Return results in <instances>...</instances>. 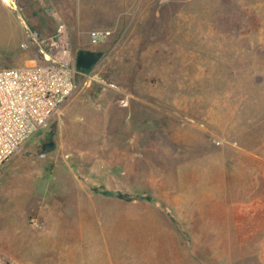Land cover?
<instances>
[{"label": "rangeland", "instance_id": "1", "mask_svg": "<svg viewBox=\"0 0 264 264\" xmlns=\"http://www.w3.org/2000/svg\"><path fill=\"white\" fill-rule=\"evenodd\" d=\"M13 2L0 68L52 49L49 9L74 58L102 57L0 169V264L103 263L139 200L168 213L177 264H264V0Z\"/></svg>", "mask_w": 264, "mask_h": 264}, {"label": "built area", "instance_id": "2", "mask_svg": "<svg viewBox=\"0 0 264 264\" xmlns=\"http://www.w3.org/2000/svg\"><path fill=\"white\" fill-rule=\"evenodd\" d=\"M59 21L50 51L40 47V61L22 67L0 68V169L57 115L76 90V59L70 53L68 31ZM107 29L88 33L92 46L104 43ZM37 43V36L34 39Z\"/></svg>", "mask_w": 264, "mask_h": 264}, {"label": "crops", "instance_id": "3", "mask_svg": "<svg viewBox=\"0 0 264 264\" xmlns=\"http://www.w3.org/2000/svg\"><path fill=\"white\" fill-rule=\"evenodd\" d=\"M3 1L6 2V0ZM18 26L20 27H18L15 34L17 38H14L13 43H11L13 49L24 44L22 43V36L30 35L29 32H26L27 27L24 22L19 21ZM11 34L14 35L13 30ZM33 43L32 45H34ZM39 61L40 57H37L28 59L26 62L35 64ZM134 207L136 213L127 220V225H118L117 227H124L127 230L119 233L111 231V247L112 250H116L113 252V256L107 258L105 262H97V264H177L176 241L169 242L168 213L166 210L161 206L155 207L151 203H145L144 200L137 201ZM114 222L113 220L112 223L114 224ZM116 226L112 225V228ZM174 233L171 230L173 237H175ZM179 255L182 256V253L180 252Z\"/></svg>", "mask_w": 264, "mask_h": 264}, {"label": "water", "instance_id": "4", "mask_svg": "<svg viewBox=\"0 0 264 264\" xmlns=\"http://www.w3.org/2000/svg\"><path fill=\"white\" fill-rule=\"evenodd\" d=\"M8 7L12 9H16L12 5V3L4 2ZM18 16L20 17V14L18 13ZM102 53L101 52H95L91 50H80L79 53L76 56V68L79 70H85L88 71L92 69L101 59ZM50 145H47L46 147H49Z\"/></svg>", "mask_w": 264, "mask_h": 264}, {"label": "bare ground", "instance_id": "5", "mask_svg": "<svg viewBox=\"0 0 264 264\" xmlns=\"http://www.w3.org/2000/svg\"><path fill=\"white\" fill-rule=\"evenodd\" d=\"M6 2L12 3V5L15 7V3L13 2V0H6Z\"/></svg>", "mask_w": 264, "mask_h": 264}, {"label": "flooded vegetation", "instance_id": "6", "mask_svg": "<svg viewBox=\"0 0 264 264\" xmlns=\"http://www.w3.org/2000/svg\"><path fill=\"white\" fill-rule=\"evenodd\" d=\"M92 51V50H91Z\"/></svg>", "mask_w": 264, "mask_h": 264}]
</instances>
